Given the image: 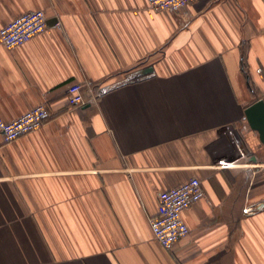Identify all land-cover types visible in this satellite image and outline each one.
<instances>
[{
    "label": "crops",
    "instance_id": "crops-1",
    "mask_svg": "<svg viewBox=\"0 0 264 264\" xmlns=\"http://www.w3.org/2000/svg\"><path fill=\"white\" fill-rule=\"evenodd\" d=\"M147 3L0 0V28L47 15L23 45L0 43V117L49 110L0 135V264H264V144L245 118L264 99V0ZM73 82L94 100L70 106ZM191 176L205 196L168 251L150 218Z\"/></svg>",
    "mask_w": 264,
    "mask_h": 264
},
{
    "label": "built area",
    "instance_id": "built-area-1",
    "mask_svg": "<svg viewBox=\"0 0 264 264\" xmlns=\"http://www.w3.org/2000/svg\"><path fill=\"white\" fill-rule=\"evenodd\" d=\"M191 0H147L154 11L184 10ZM47 15L42 9L25 11L0 28V43L8 48L23 45L34 36L47 29ZM56 24H59L58 22ZM86 89V90H85ZM94 89L81 82L68 84L67 99L72 107L85 105L94 100ZM45 101L33 106L13 120L0 117V135L10 141L37 130L49 116ZM202 180L191 176L178 185L163 190L159 195L160 211L150 218V227L158 240L168 251H173L175 243L190 232L183 211L205 196Z\"/></svg>",
    "mask_w": 264,
    "mask_h": 264
},
{
    "label": "water",
    "instance_id": "water-1",
    "mask_svg": "<svg viewBox=\"0 0 264 264\" xmlns=\"http://www.w3.org/2000/svg\"><path fill=\"white\" fill-rule=\"evenodd\" d=\"M245 113L252 130L258 132L261 144H264V99L249 104Z\"/></svg>",
    "mask_w": 264,
    "mask_h": 264
}]
</instances>
